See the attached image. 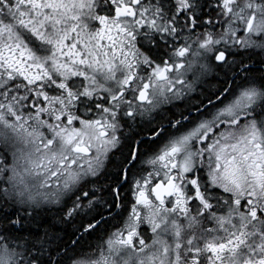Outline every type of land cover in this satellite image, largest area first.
<instances>
[{
  "label": "snow or ice",
  "instance_id": "6c2138e0",
  "mask_svg": "<svg viewBox=\"0 0 264 264\" xmlns=\"http://www.w3.org/2000/svg\"><path fill=\"white\" fill-rule=\"evenodd\" d=\"M0 264H264V0H0Z\"/></svg>",
  "mask_w": 264,
  "mask_h": 264
}]
</instances>
